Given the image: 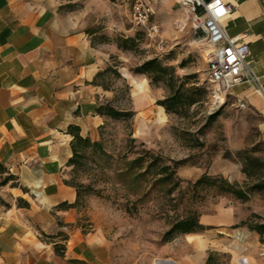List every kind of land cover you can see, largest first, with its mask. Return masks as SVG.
<instances>
[{
    "label": "rangeland",
    "instance_id": "rangeland-1",
    "mask_svg": "<svg viewBox=\"0 0 264 264\" xmlns=\"http://www.w3.org/2000/svg\"><path fill=\"white\" fill-rule=\"evenodd\" d=\"M58 1L62 11L86 30L92 45L106 55L105 75L97 81L103 90L100 106L133 113L121 119L105 115L97 140L101 146L81 149L82 157L70 166L88 231L106 238L118 264H264L259 235L241 226L253 214L258 216L253 222L264 223V189L251 190L256 184L264 187L260 116L241 108L230 94L214 111L210 95L204 105L193 106L185 116L167 115L158 101L170 94L169 89L154 86L146 75L134 72L157 58L174 67L187 86L212 87L207 47L194 35L187 13L170 1L168 18L175 20L167 37L168 51L160 54L132 23L131 10L121 0ZM155 17L161 23L157 11ZM126 40L133 42L126 45ZM143 149L169 164L183 162L177 169L182 183L170 197L162 193L170 187L156 186L139 199L132 179L125 180L127 189L122 186L118 169ZM203 175L223 178L246 190L251 193L249 201L206 186L193 190L190 184ZM189 210L198 212L207 230L167 241L165 235L175 217Z\"/></svg>",
    "mask_w": 264,
    "mask_h": 264
},
{
    "label": "crops",
    "instance_id": "crops-1",
    "mask_svg": "<svg viewBox=\"0 0 264 264\" xmlns=\"http://www.w3.org/2000/svg\"><path fill=\"white\" fill-rule=\"evenodd\" d=\"M170 1L155 8L162 24L154 16L168 45ZM224 2L233 7L225 31L248 46L246 64L264 89V0ZM62 6L0 0V264H118L82 220L69 166L75 136L99 139L103 90L94 82L107 58ZM230 95L260 116L264 139L257 87L244 83Z\"/></svg>",
    "mask_w": 264,
    "mask_h": 264
},
{
    "label": "trees",
    "instance_id": "trees-1",
    "mask_svg": "<svg viewBox=\"0 0 264 264\" xmlns=\"http://www.w3.org/2000/svg\"><path fill=\"white\" fill-rule=\"evenodd\" d=\"M129 41L133 42V40H126L125 44L127 45ZM134 72L146 75L154 86L163 85L169 89L170 94L163 100L158 101V105L165 109L167 115L178 117L187 115L193 106L197 104L204 105L212 92V87L208 88L204 85L195 84L187 86L185 83L186 79L179 78L176 75L174 67L163 65L157 58L144 62ZM104 75L105 72L99 73L94 84L98 85L97 81ZM97 112L101 117L108 115L113 119L133 117V113L119 111L111 106H107L106 108L99 106ZM99 146H101L100 142H93L90 138H83L78 134L72 142L73 157L69 161V166H74L78 162V159L82 157L80 153L81 149ZM136 155L132 160H125V165L117 171V177L124 180L121 183L126 189L128 185L125 180L129 181L132 179L133 183L136 184L139 199H144L147 195L151 194L153 188L156 186L170 187L166 191H162L165 197H170L174 190L180 187L182 180L177 176V169L183 165L182 161H171L169 164L162 157L146 149L141 150ZM70 182L78 191L79 199L77 205L79 206L80 191L72 180ZM190 185H192L193 190H198L203 186L216 188L221 193L234 195L241 202L249 201L251 196V193L244 189H237L223 178L210 177L208 175H203ZM263 189V186L256 184L252 186L251 190L254 192ZM257 217L253 214L249 219L241 222V226H247L251 231L256 232L260 237V242L264 244V223L253 222V218ZM205 230L207 228L200 223L198 212L189 210L175 217L171 223L170 230L165 236L167 237L166 240L170 241L179 235L198 234Z\"/></svg>",
    "mask_w": 264,
    "mask_h": 264
},
{
    "label": "built area",
    "instance_id": "built-area-1",
    "mask_svg": "<svg viewBox=\"0 0 264 264\" xmlns=\"http://www.w3.org/2000/svg\"><path fill=\"white\" fill-rule=\"evenodd\" d=\"M121 1L130 8L132 23L145 34L160 54L168 51L162 27L154 19L155 8L160 0ZM175 1L190 17L194 35L207 47L206 62L212 100L221 97L223 105L231 90L244 83L255 85L264 97L259 78L246 64L248 46L239 45L237 38H230L223 26V20L232 13L233 7L224 0ZM240 106L246 107L244 103H240Z\"/></svg>",
    "mask_w": 264,
    "mask_h": 264
},
{
    "label": "bare ground",
    "instance_id": "bare-ground-1",
    "mask_svg": "<svg viewBox=\"0 0 264 264\" xmlns=\"http://www.w3.org/2000/svg\"><path fill=\"white\" fill-rule=\"evenodd\" d=\"M222 103H223V98L221 97L214 98L212 101L211 110L214 111L218 109L222 105Z\"/></svg>",
    "mask_w": 264,
    "mask_h": 264
}]
</instances>
